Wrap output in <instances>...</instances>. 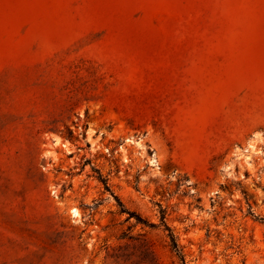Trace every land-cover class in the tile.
<instances>
[{
	"label": "rangeland",
	"instance_id": "rangeland-1",
	"mask_svg": "<svg viewBox=\"0 0 264 264\" xmlns=\"http://www.w3.org/2000/svg\"><path fill=\"white\" fill-rule=\"evenodd\" d=\"M264 264V0H0V264Z\"/></svg>",
	"mask_w": 264,
	"mask_h": 264
},
{
	"label": "trees",
	"instance_id": "trees-1",
	"mask_svg": "<svg viewBox=\"0 0 264 264\" xmlns=\"http://www.w3.org/2000/svg\"><path fill=\"white\" fill-rule=\"evenodd\" d=\"M168 231H169L168 238L170 242L169 247L171 252L175 255L176 259L178 260V264H187L186 256L183 252V247L180 246L175 234L171 230Z\"/></svg>",
	"mask_w": 264,
	"mask_h": 264
}]
</instances>
